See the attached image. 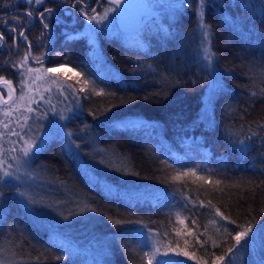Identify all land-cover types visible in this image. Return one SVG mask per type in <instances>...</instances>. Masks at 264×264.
<instances>
[{"label": "trees", "instance_id": "trees-1", "mask_svg": "<svg viewBox=\"0 0 264 264\" xmlns=\"http://www.w3.org/2000/svg\"><path fill=\"white\" fill-rule=\"evenodd\" d=\"M178 1L173 17L159 11L140 30L139 44L94 25L92 39H63L54 52L50 40L29 41L36 20L22 7L35 5L0 0V79L18 98L25 79L52 89L54 64L86 81L67 102L65 130L37 140L49 126H32L38 111L26 102L0 126V151L7 139V156L13 143L34 153L21 183L0 184V264H147L150 236L182 264H264V0ZM241 225L255 233L243 247L232 238Z\"/></svg>", "mask_w": 264, "mask_h": 264}, {"label": "rangeland", "instance_id": "rangeland-1", "mask_svg": "<svg viewBox=\"0 0 264 264\" xmlns=\"http://www.w3.org/2000/svg\"><path fill=\"white\" fill-rule=\"evenodd\" d=\"M136 2V0H135ZM178 0H155V13H153L154 15L157 14V12L159 11H167L166 13L171 15V17H173V15L175 14V11H173V9L175 7L178 6ZM122 6L121 4H119V7ZM125 11H129V10H125ZM69 12V11H67ZM102 12V14L104 15L105 13H107V18L101 20L99 16L94 17V22L98 23V26L103 27L102 25L106 24V20H108V18L115 16V13H119L120 10H101L100 13ZM70 13V12H69ZM152 14V15H153ZM62 13L57 12L56 16H61ZM74 15H79L82 19H84L86 17V15H88V10H74ZM102 15V16H103ZM122 18H124L125 16H121ZM153 21V20H152ZM152 21L148 24V26H150L152 24ZM44 23H47L48 26L50 25L48 22L44 21ZM73 22H69V25H73ZM75 23L81 25V21L79 18H76ZM92 26H94V24L92 23ZM96 27L98 30H101L100 27ZM106 27H108V25L106 24ZM96 28H95V32H96ZM110 30L106 31V33H104V35H108L107 33ZM48 31L44 28H41V32L39 33V36L37 38H35L34 40L32 38L29 39V41H44L45 37L47 36ZM139 34V32H137L135 35ZM134 35V36H135ZM130 38L128 41H130L131 43H137V38L139 40V36H135V38ZM51 37V36H50ZM49 37V38H50ZM91 37H93L91 35ZM125 39V38H124ZM68 43V42H67ZM66 43V44H67ZM141 43V40H140ZM32 58H35V55L31 53L30 55ZM38 58V54L36 53V58ZM55 58V57H54ZM60 58V55L59 57ZM61 61L60 59L57 61L59 62ZM99 62H101L100 59H98ZM48 69H54V71L49 72V73H58V78L55 79V81H53V88L51 89V87H46L45 84L43 83H38L34 80H24L21 82V86L23 87V91H24V97L22 98H18V93L16 90V87L13 86L12 82L10 80H6L8 82H10V84L8 83V87L5 86H1L0 85V93L4 95L5 99H1L0 97V103H2L0 105V126H4L3 123H5V119H6V114L11 113L15 108H18L20 106H23L25 104V102L31 106L34 107L38 112H34L35 118L32 126H36L35 128H39V132L41 133L43 130V126H49L48 132H44L42 133V136H38V139H45L47 136H49L51 133L53 134L57 128L60 127L61 130H65L63 128V124L64 121L67 119V115H68V111H69V107L70 105H68V101H71L70 98L71 96L76 95V91L77 90H81V91H85V86L84 84H86V81L80 79V74L79 72H77L74 68H72L71 66H69L68 64H62V63H58V64H54L51 67H49ZM2 81V80H0ZM83 84V85H82ZM12 86V90H11V86ZM60 85H62L63 89L62 90V95H60V93L58 92V88L60 87ZM77 85V86H76ZM45 91H48V97L46 98L45 95ZM210 92V91H209ZM59 96V97H58ZM56 99V102H53ZM58 108V109H57ZM50 109V113L48 112ZM79 110V109H77ZM42 114V116H41ZM40 116V117H39ZM53 116H57L58 117V121H54L51 122L50 120L51 117ZM34 128V129H35ZM8 130V128H7ZM33 130V129H30ZM51 132V133H50ZM39 133V135H40ZM8 141L7 139L5 140V148L4 151L3 149L0 151V154L3 153L0 156V174L3 173V171L7 170L9 172H14L17 176V173L21 172H26L25 166L29 165L31 162L34 161L33 159V151L29 150L27 151V154H25V149L26 145H16L13 143V151L8 154V156L6 155L8 152L7 147H10L11 143L10 142H6ZM16 141L18 142V140L16 139ZM64 141H60L59 144H61V149L66 152L68 155H70V153L74 152L73 154H77L75 153V151H73V147H71L68 143H63ZM27 144V143H25ZM55 149V148H53ZM72 150V151H71ZM48 151H50V149H48ZM6 155V156H5ZM67 155V156H68ZM74 157H76L75 155H73ZM72 156V157H73ZM76 159L78 160V158L76 157ZM33 160V161H32ZM79 160L83 162L82 158L79 157ZM79 161V162H80ZM40 162V159L38 160V163ZM80 162V163H82ZM25 169V170H24ZM16 180V179H15ZM19 183L22 182V177L19 175V179L17 180ZM20 185V184H18ZM29 191H30V185H27ZM31 192V191H30ZM1 199V196H0ZM188 200L185 198H180L178 200H176L175 202H173V209L175 210L176 214H178V216H180V214L182 213L181 209L184 208V206L187 204ZM178 206V207H177ZM5 209L2 206V202L0 200V220L2 219L3 215L5 214ZM181 217V216H180ZM31 218L33 219L34 216L31 215ZM34 221V220H33ZM157 242H159V244L157 246L160 245H165L163 244L160 240H156V238L150 236L145 242H143V245L145 246V248L147 249L148 252H150L152 250V245L156 244ZM163 248H161V252H163ZM3 257V256H2ZM7 258V257H5ZM160 257L158 256L157 259H159ZM2 261H5V259H2ZM1 262V259H0ZM8 262V261H6ZM12 262V261H11ZM20 264H27V263H20Z\"/></svg>", "mask_w": 264, "mask_h": 264}, {"label": "flooded vegetation", "instance_id": "flooded-vegetation-1", "mask_svg": "<svg viewBox=\"0 0 264 264\" xmlns=\"http://www.w3.org/2000/svg\"><path fill=\"white\" fill-rule=\"evenodd\" d=\"M121 5L122 6L119 7V4L113 3L112 0H80V2H78V0H45L43 5H35L34 8L30 9H27L25 6H23L22 10H34L36 13L34 18H31L29 21L32 23L36 20L34 31L32 33L37 34V36H39V33L41 32V28H44V21L50 24L47 28H44L48 31L44 41L48 42V40H50L47 48H54L53 50L55 52L56 50H59V48H63L66 45V43L62 42L63 39H70L68 41H72L71 38H73L76 33L87 31L88 27L92 26V23L94 25H98V23L94 22V17H102L103 14L102 12L100 13L99 10H120L118 14L115 13V16H112L106 20L108 27H106V24L102 25L104 30L111 29L109 32L114 34L120 33L121 29L119 28V19L128 23V25H131L134 21H138V18L141 19V22L143 23L147 19L144 10H155V0H136V2L135 0H125V3ZM45 8H52L54 11L51 14L45 13L46 18L42 23L38 16L39 12L43 11ZM74 10H88V15L82 19L79 15H74ZM57 12L62 13V15L56 16ZM121 16L125 17L122 18ZM89 17H92V19L90 20ZM76 18L80 19L82 22L81 25L74 26ZM73 21V25L68 24L69 22L71 23ZM27 26L23 28V32L27 34L28 40L30 38V34L32 33H29L26 30ZM57 27H60V29L57 30ZM89 33L90 32L87 34L84 33V35L88 36ZM125 34L129 35V33ZM57 59L59 58L48 57L46 62H56ZM65 64H67V62ZM2 95L0 96L1 99Z\"/></svg>", "mask_w": 264, "mask_h": 264}, {"label": "snow or ice", "instance_id": "snow-or-ice-1", "mask_svg": "<svg viewBox=\"0 0 264 264\" xmlns=\"http://www.w3.org/2000/svg\"><path fill=\"white\" fill-rule=\"evenodd\" d=\"M25 2L29 5H43L45 3V0H25ZM78 2H80V0H78ZM113 3L115 4H123L125 3V0H112ZM205 0H200V7L201 9H203ZM184 5L181 4V7H183ZM114 10V9H113ZM54 11V9L52 8H45L43 11L39 12V20L43 23V21L45 20L46 16L45 13L51 14ZM27 16L30 18H34V14L31 10H29L27 12ZM199 17H200V27L203 29H207L208 26L206 24L203 23V11L201 10L199 12ZM107 18V13L104 14V16H102L100 19H106ZM89 19L91 20L92 17H89ZM44 28L48 27L47 23L43 24ZM12 31H15V27H13L11 29ZM20 36H22L25 40H27V36L24 35V32L21 31ZM5 37L4 34L2 32H0V45H2V43L4 42ZM204 58L207 61H211L213 58V53L210 52L209 49H205L204 50ZM47 71L52 72L54 71V69H47ZM5 83H9L8 81H5ZM31 147V146H29ZM25 154H27L28 149H25ZM188 173H185V175H187ZM194 174V173H193ZM5 178H8L9 180L11 179H19V176H17L14 172H9L7 170L3 171L2 174H0V184H3L5 182ZM2 195V194H0ZM34 203V202H33ZM217 212L219 213V215H221L224 219H228V217L223 216L222 212H219V209H217ZM115 223H120V221H115ZM232 223H235V221H232ZM241 230L236 231L235 235L232 237L235 241V246H239V247H243V245L241 244V241H244L245 244L247 243V239H251V236H249V233H252L253 235L255 234L253 232V228L251 226H245V225H241L240 226ZM247 238V239H246ZM159 244V242H157L156 244L152 245V250L150 252H145L143 255L144 260H146L147 264H153V261H155V264H182V261L169 255L170 251H175L173 249H170L168 245H160L157 246ZM161 248H163V252H161ZM233 247H229L227 249L228 253H232L233 252ZM177 255H179V253H177ZM183 255L187 256L188 253L184 252ZM160 257L159 259H157V257ZM57 259H60V257H57ZM224 260V256H217L216 257V261H223Z\"/></svg>", "mask_w": 264, "mask_h": 264}, {"label": "bare ground", "instance_id": "bare-ground-1", "mask_svg": "<svg viewBox=\"0 0 264 264\" xmlns=\"http://www.w3.org/2000/svg\"><path fill=\"white\" fill-rule=\"evenodd\" d=\"M5 81H6V80H2V81H0V84H3V83H4V84L8 87V85H7L8 83H5ZM10 86H11V85H10ZM11 90H12V86H11Z\"/></svg>", "mask_w": 264, "mask_h": 264}]
</instances>
